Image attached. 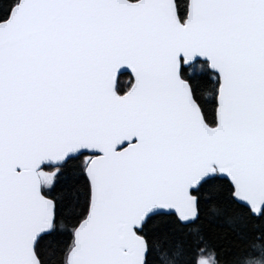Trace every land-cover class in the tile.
Listing matches in <instances>:
<instances>
[{
	"label": "snow or ice",
	"instance_id": "6c2138e0",
	"mask_svg": "<svg viewBox=\"0 0 264 264\" xmlns=\"http://www.w3.org/2000/svg\"><path fill=\"white\" fill-rule=\"evenodd\" d=\"M0 264H264V0H0Z\"/></svg>",
	"mask_w": 264,
	"mask_h": 264
}]
</instances>
